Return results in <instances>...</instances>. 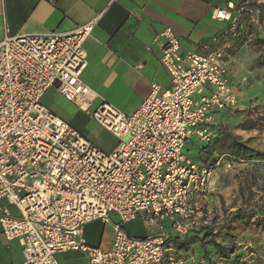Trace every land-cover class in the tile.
<instances>
[{"label":"built area","instance_id":"1","mask_svg":"<svg viewBox=\"0 0 264 264\" xmlns=\"http://www.w3.org/2000/svg\"><path fill=\"white\" fill-rule=\"evenodd\" d=\"M259 5L241 0L215 8L214 19L227 28L204 42L200 51H183L167 26L153 43L169 85L150 91L130 114L101 98L81 80L86 66L83 42L95 19L69 31L5 34L0 40V229L17 239L22 264H59L56 254L83 251L87 264H186L177 241L201 230L217 234L228 214L206 206L218 166L260 162L220 154L212 164L184 154L192 137L202 147L219 133L214 114L237 108L236 89L224 66L226 52L240 37L253 39L246 26L261 30ZM246 79H244L245 82ZM50 88L90 114L117 140L105 152L44 107ZM207 88V94L200 92ZM195 94H201L199 98ZM109 248L90 246L83 226L109 221ZM139 219L151 232L130 236L122 225Z\"/></svg>","mask_w":264,"mask_h":264},{"label":"crops","instance_id":"2","mask_svg":"<svg viewBox=\"0 0 264 264\" xmlns=\"http://www.w3.org/2000/svg\"><path fill=\"white\" fill-rule=\"evenodd\" d=\"M240 1L0 0V40L5 34L69 31L95 19L92 32L82 46L86 66L81 73V80L100 97L94 101L93 106L97 104V107L102 98L123 113L130 114L148 95L152 82H157L164 87L169 85V76L159 62V50L153 43L154 34L169 26L179 38L183 51H200L204 42H207L214 34L225 30L228 25L224 21L214 19L213 10L235 6ZM254 31H257L258 35L263 32L257 29ZM237 44L240 45V42ZM254 58L256 57L250 55L245 45L226 52L223 64L236 89L237 108L214 114V122L219 128V133L212 144L206 146L212 156L202 151L204 146L200 147L198 152L201 150V154H205L198 159V162L212 164L220 154L227 153L225 146L229 140L228 135L237 136L247 147L254 150L250 155L254 153L258 157L252 160L261 158L258 153H261L264 146L262 148L258 146L261 150L257 152L256 144L258 136L264 135V131L257 132V127L264 125V114H257V112L264 110V67L252 66ZM244 79L249 82L244 83ZM208 91L205 88L200 93L207 94ZM201 94H195V97L199 98ZM41 103L79 132L80 130L72 122L88 116L93 119L90 114L81 111L74 103L64 99L55 88H50L44 93ZM250 109H253L254 113L245 114ZM93 121L102 131L101 145L90 136L80 133L101 150L111 151L116 145V138L98 125L94 119ZM190 142L192 140L188 143ZM218 147L223 152H217ZM205 156H208V159H205ZM196 158L197 155L191 159L196 161ZM236 165L238 164L233 166ZM216 169L210 182L206 206L219 214L221 211L224 212L226 207L228 212L233 211L237 207H232L230 204L240 202V193L235 187L234 179L226 174L221 179V172L216 173ZM0 205L7 206L12 214H18L17 209L7 205L4 200H0ZM112 215L106 222L108 223L106 229L105 226L100 229V223L102 224L100 220L91 221L83 226V236L88 245L106 249L110 247L113 224L117 222H115L117 217ZM133 221L123 226L130 236L142 237L151 232L142 222H140L141 225L136 226L135 220ZM128 224H131V229L127 227ZM231 233V226L225 225L217 236H212L214 242L226 248L228 253L225 258L220 253L212 256L210 264L212 262L218 264L220 263L218 261L222 259L232 263H235L234 259H237L238 264L242 262L253 264L263 260L261 255L263 240L243 239L238 243L241 246L239 248L235 246L236 242L233 239L227 237ZM196 234V237L189 239L190 242L185 245L188 250L184 247L186 249L184 254L178 245L181 239L177 241L186 264H196L198 256L201 259L202 255L194 250L195 248H200L204 244L207 245L205 248H208V243L204 242L208 237H204L202 233ZM238 249L243 252L238 253ZM190 251H193V254H189ZM187 253L189 257L186 258ZM56 259L59 264H87V256L80 250L57 253ZM0 264H22L21 242L17 239L6 240L1 229Z\"/></svg>","mask_w":264,"mask_h":264},{"label":"rangeland","instance_id":"3","mask_svg":"<svg viewBox=\"0 0 264 264\" xmlns=\"http://www.w3.org/2000/svg\"><path fill=\"white\" fill-rule=\"evenodd\" d=\"M261 27H262V24H261ZM246 30H247V34H252L254 36L252 41L246 42L245 38L240 37L234 41L233 47L229 50L233 51L234 48L239 47L240 45L247 46L250 55L256 57L253 59L252 66H254V62L257 59V57L260 54H263L264 42L262 40L264 39V29L263 27L261 28V31L263 32H261L260 35H258L257 31H254L256 30L255 28L246 26ZM238 42H240V45L237 44ZM257 53H260V54L257 55ZM247 82L249 81L245 80L244 83H247ZM96 105L97 104H95V106H93L92 109H94ZM248 111L249 112H245V114H250V112L254 113L253 109L252 110L250 109ZM257 114H264V110L258 111ZM72 123L80 130V132L93 138L95 142H97L99 145L102 144V138H101L102 131L95 124L93 119L89 118V116L83 117V119L76 120ZM258 131H261V132L264 131V125L257 127V132ZM257 139L258 140H257L256 148L258 152L261 150L258 148V146H260V148L264 146V135L261 134L260 136H258ZM191 140L192 142L187 143L185 145L184 154L189 156L190 158L197 155V158L195 160L198 161V159H200L201 157H204L205 153L201 154V150L198 152V149L202 147V144L198 140L195 139V136H193ZM202 151L203 152L205 151L207 155H211V152L208 150L207 147H205ZM217 152H223V151L222 149L218 147ZM261 153H264V149L261 151ZM256 157L258 156H255V154L253 153L252 155H250L249 157L245 159L249 160V159L256 158ZM205 159H208V156H205ZM261 159H264V156L261 155V158H258L255 161H258ZM210 163H212V161H210ZM236 164L238 165L233 166L230 169H225L223 166L220 165L216 169V173L221 172V179L223 175L225 174L229 175L231 179H234L235 187L238 189L240 193V197H241L240 202L237 204V203H232L231 201L232 204H230V206L237 207V209L228 212V207H226L224 209L225 210L224 212L221 211L220 214L222 215L228 212L229 217L226 222L227 224L225 223L220 228V231H222L225 225H229V227L231 226L232 228V233L230 234L231 236L229 235L227 237L230 239H233L236 242L235 243L236 247L241 248V246L238 245V243L243 241V239H249L253 241L254 240L258 241L260 239L264 241V166H262L260 162H247V163H236ZM224 172H227V173H224ZM229 172L231 173V175ZM116 221H118V218L115 220V222ZM140 222L141 221L139 219H136L135 220L136 226L141 225ZM107 225L108 223H103V222L102 224L100 223V229H103L104 226L106 229ZM124 225L125 224L122 225V228H124L123 227ZM130 226L131 224L127 225L129 229H131ZM220 231L214 236H217L220 233ZM204 242L208 243V248H205L207 245L204 244V246L200 247L201 249L199 247L194 249V250L199 251L200 252L199 254L202 255L201 259H200V256H198L199 258L196 264H210L213 257L218 255L217 249L210 244L209 237ZM181 249H182L183 254L186 253L187 248L186 249L181 248ZM241 252L243 251L241 249H238V253H241ZM189 254H193V251H190ZM185 256L186 258L189 257L188 253ZM237 261H238L237 259H234V262L238 264L239 262ZM218 262H220L218 264H235L232 262H227V260L224 261L223 259L219 260ZM212 264H216V263L212 262ZM240 264H245V263L242 262Z\"/></svg>","mask_w":264,"mask_h":264},{"label":"trees","instance_id":"4","mask_svg":"<svg viewBox=\"0 0 264 264\" xmlns=\"http://www.w3.org/2000/svg\"><path fill=\"white\" fill-rule=\"evenodd\" d=\"M259 10H260V22L262 24V27L264 29V6L263 5H259L258 6ZM264 42V39L262 40ZM254 66L256 67H264V50H263V54H260L257 59L254 62ZM228 143L225 146V150L227 153H230L236 157H240V158H247L250 156V154L254 151L253 149L247 147L243 142H241L237 136L235 135H228ZM258 155H263L264 153H258ZM195 233V234H194ZM191 234L186 235L184 238H182L179 242L178 245L180 248H184L185 245H187L190 240L189 239H193L194 237H196L195 235H197L196 233H202L204 237H209V242L210 244L215 247L217 249V252L224 255V258L226 257L227 253L226 251H228L226 248L221 247L218 243L214 242V239L212 238V236H214V234L210 233L209 231H205V230H201L198 232H194ZM193 236H189L192 235ZM186 248V247H185ZM261 255L263 256V260L257 261L254 264H264V246L261 249Z\"/></svg>","mask_w":264,"mask_h":264}]
</instances>
